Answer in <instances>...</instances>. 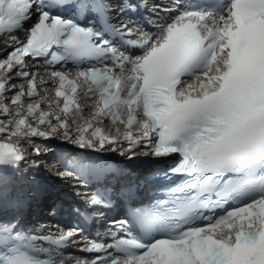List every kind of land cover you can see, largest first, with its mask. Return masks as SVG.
<instances>
[{
  "label": "snow or ice",
  "instance_id": "obj_1",
  "mask_svg": "<svg viewBox=\"0 0 264 264\" xmlns=\"http://www.w3.org/2000/svg\"><path fill=\"white\" fill-rule=\"evenodd\" d=\"M144 10L152 18L141 25L133 17ZM56 137L129 159L138 148L175 159L153 173L165 183L145 202L123 170L58 158L61 178L103 183L70 210L76 226L38 235L7 213L38 194L22 186L39 167L29 149L51 151L35 138ZM118 205L123 218L84 236L82 225ZM77 244L87 255H65ZM0 264H264V0L151 9L138 0H0Z\"/></svg>",
  "mask_w": 264,
  "mask_h": 264
},
{
  "label": "bare ground",
  "instance_id": "obj_2",
  "mask_svg": "<svg viewBox=\"0 0 264 264\" xmlns=\"http://www.w3.org/2000/svg\"><path fill=\"white\" fill-rule=\"evenodd\" d=\"M164 161V159H162L160 162H163Z\"/></svg>",
  "mask_w": 264,
  "mask_h": 264
}]
</instances>
